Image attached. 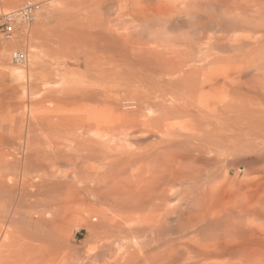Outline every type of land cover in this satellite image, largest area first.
Returning <instances> with one entry per match:
<instances>
[{
    "label": "bare ground",
    "instance_id": "bare-ground-1",
    "mask_svg": "<svg viewBox=\"0 0 264 264\" xmlns=\"http://www.w3.org/2000/svg\"><path fill=\"white\" fill-rule=\"evenodd\" d=\"M120 9L69 56L88 84L53 94L72 112L32 111L25 151L0 136V264H264V0Z\"/></svg>",
    "mask_w": 264,
    "mask_h": 264
},
{
    "label": "rangeland",
    "instance_id": "rangeland-1",
    "mask_svg": "<svg viewBox=\"0 0 264 264\" xmlns=\"http://www.w3.org/2000/svg\"><path fill=\"white\" fill-rule=\"evenodd\" d=\"M102 1L104 0H0V17L9 14V12L12 13L18 10L26 3L38 6L32 23L26 29L16 31V34L11 40H4L0 35V112H2L0 113V136L3 138L6 136L5 139L8 138L7 140L10 141L17 140L18 143L22 138V141L19 144L22 149L27 137L31 138L33 136L34 139H36L34 140L32 137V140H30L36 141L39 138V135H41L39 132L41 131L40 129L43 122L40 119L43 113L48 114L47 117L58 118L61 115H66L72 112L73 105L67 102H62V104H60L57 99L59 95L55 97L56 94H53L60 88V91H63V87H67V85L69 88H74L76 86H82L81 88H83L85 87V84H88V80L86 79L88 75L86 74V68H84L85 65L83 59H81V57L77 59L78 61L75 58L71 59L69 57L70 54L76 49L81 50L80 48H82L83 52V49H86L85 45L89 41L94 43L97 42L99 39L98 37L101 36L99 34H104V32H107V29H119V31H121L123 27L120 26L125 25L122 19L119 20L120 22L116 21L120 28L118 25L116 26V22H110V20L114 18V14L117 16V13L121 11L120 7L121 4H123V0H120V2L118 1L116 5L111 4V9L109 8L110 3L108 4L107 0L104 2ZM105 3L107 4L105 5ZM101 4L105 7H102ZM112 7H114L115 10ZM106 8L109 9L108 12L104 10ZM122 22L124 25H122ZM95 32L98 33L94 36L93 33ZM94 37L95 41H92ZM91 42H89V45ZM81 45L85 46V48ZM68 46H70V48ZM15 51H22L26 54V62L24 65L14 66L11 63V56ZM57 70H59V73L56 72ZM46 76L47 78H44ZM57 76L62 79H59ZM47 79L49 81H47ZM44 81L47 82L44 83ZM38 82L41 84H38ZM62 83H64V86L61 85ZM41 85L43 86L41 87ZM56 87L58 88L54 91V88ZM79 87H77V89ZM44 90L51 91L50 93L53 95L49 94L50 96H46V99L42 103H39L43 92H45ZM52 99L54 102L57 99L59 103L57 101L53 103ZM63 104H66L67 107L66 105L63 106ZM167 104H170L169 99H167ZM123 110H126V108H123ZM32 111H35L37 116H41L40 119L33 118ZM27 130L29 133H27ZM36 131L38 133H36ZM30 132L32 134H30ZM27 134L30 135L27 136ZM24 137H26V139ZM23 150L25 151V148H23L22 151ZM241 167L242 157L235 156L230 159V165L227 172L229 181L234 183L239 181V178L243 175ZM63 170L64 169L61 168V171ZM261 173L262 171L258 174L262 176L263 174L261 175ZM259 175L253 173V170H250L245 178L247 180L251 178L253 179V177L257 179ZM260 176L258 178H260ZM218 177L219 179L221 177L219 173ZM219 179L217 181H219ZM77 230H73L74 240L72 244L75 247L82 249V251L92 248L93 244H91L92 242L89 233H87L86 230L79 229L78 232ZM107 261L109 262L110 260ZM218 262L219 260H211L208 264H216Z\"/></svg>",
    "mask_w": 264,
    "mask_h": 264
},
{
    "label": "built area",
    "instance_id": "built-area-1",
    "mask_svg": "<svg viewBox=\"0 0 264 264\" xmlns=\"http://www.w3.org/2000/svg\"><path fill=\"white\" fill-rule=\"evenodd\" d=\"M38 6L26 3L18 10L0 17V35L4 40H11L16 31L26 29L33 21ZM26 62V54L22 51H15L11 56V63L14 66H22Z\"/></svg>",
    "mask_w": 264,
    "mask_h": 264
}]
</instances>
